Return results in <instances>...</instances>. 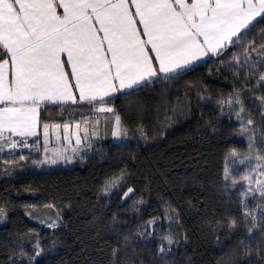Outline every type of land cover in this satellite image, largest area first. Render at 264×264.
<instances>
[{
    "label": "snow or ice",
    "instance_id": "6c2138e0",
    "mask_svg": "<svg viewBox=\"0 0 264 264\" xmlns=\"http://www.w3.org/2000/svg\"><path fill=\"white\" fill-rule=\"evenodd\" d=\"M209 63L218 65L216 72H230L234 83L243 79L250 85L254 79L257 88L264 90V0H0V152L8 149L9 155H15V149L41 146L42 140L44 159L33 160L35 164L70 163L81 153L83 159L93 147V138L99 136L98 124L83 117V125L54 123L51 113L73 106L113 113L107 105L115 97L123 98L130 112L142 115L141 93H150L157 84L166 89L168 82ZM233 93L218 99L221 114L234 113L241 133L256 131L249 129L255 115L264 128V91L257 97L258 104L253 101L255 108L248 115H244L240 91L234 87ZM160 95H164L163 89ZM197 96L203 99L207 92L198 89ZM114 119L112 136L126 138L128 130L122 127L121 116L114 113ZM137 130L140 139H147L142 126ZM53 136L62 143L49 155ZM248 141L245 155L235 149L229 154L231 163L246 165L245 173L225 168L224 181L226 187L229 182H247V190L241 193V223L248 234L258 221L246 201L249 194L254 200L258 196L260 238L255 251L260 254L264 252V140L257 144L249 135ZM19 158L26 157L21 154ZM128 175L121 169L118 175L107 177L102 192L109 199L116 195L125 203L133 200V210L142 211L144 193L136 200V189L124 188ZM161 209L159 222L152 217L143 228L152 225L163 230V221L169 226L179 222V212L170 203L161 201ZM27 214L54 230L52 235L61 227L58 211L45 213L47 219L34 211ZM6 219V209L0 208V222ZM228 226L235 230V218L228 219ZM137 232L142 234L140 229ZM113 235L117 239L109 259L111 264H121V250L129 236L123 235L122 243L121 233L113 229ZM41 239L39 232L29 229L9 241L8 264H37L44 252ZM161 240L159 264H165L172 246L181 243L180 232L169 231ZM50 244L55 248L56 240ZM238 244L240 251L251 254L250 244L243 240ZM236 252L230 247L217 264H239Z\"/></svg>",
    "mask_w": 264,
    "mask_h": 264
},
{
    "label": "trees",
    "instance_id": "16d2710c",
    "mask_svg": "<svg viewBox=\"0 0 264 264\" xmlns=\"http://www.w3.org/2000/svg\"><path fill=\"white\" fill-rule=\"evenodd\" d=\"M217 67L209 63L176 82H168L166 89L164 84H157L150 93H141L142 116L130 112L123 98L113 97L108 105L121 116L132 137L125 142H101L73 167L36 168L27 153L0 156V208L7 211V219L0 226V264H8L9 241L24 236L29 229L41 234L44 245L37 264H111L110 252L117 239L113 229L122 231L123 237L152 217L159 222L161 201L179 212V222L169 226L168 221H163V230L153 226L154 232L132 239L122 247L121 264H159L162 240L157 234H175L178 230L181 243L172 246V255L165 264H217L230 247L237 249L235 259L239 264H264V252L255 251L260 238L258 196L254 200L249 194L246 201L258 221L248 234L247 226L241 223V193L248 186L241 182L226 187L224 181L225 168L230 172L238 170L239 174L246 171L228 164L231 150L245 155L249 141L244 134L253 135L259 144L264 140V128L259 115H255L249 129L256 131L241 133L235 114H221L218 103L219 98L233 95L235 87L244 98V115H248L255 108L253 101L258 104L257 97L264 90L257 88L254 79L250 85L243 79L234 83L230 72H216ZM198 89L207 96L200 99ZM181 112L188 114L181 117ZM86 115L89 114L78 110L66 115L51 113L54 123L67 118L70 122L80 121ZM139 126L147 132V139L139 138ZM158 131L163 135H157ZM21 154L26 158L21 160ZM121 169L129 173L124 188L132 186L137 191L134 199L144 193L142 211L133 210V200L125 203L116 195L102 199L105 179L118 175ZM47 204L61 215L56 235L35 226L25 214V209L47 208ZM229 218L237 221L234 231L228 226ZM185 235L187 240L183 239ZM53 239L55 248L50 244ZM239 240L251 245L250 255L240 251ZM163 244L167 247L166 241Z\"/></svg>",
    "mask_w": 264,
    "mask_h": 264
},
{
    "label": "rangeland",
    "instance_id": "374dc122",
    "mask_svg": "<svg viewBox=\"0 0 264 264\" xmlns=\"http://www.w3.org/2000/svg\"><path fill=\"white\" fill-rule=\"evenodd\" d=\"M107 106L113 108L110 105H107ZM113 110H114V108H113ZM114 113L116 115H118L115 110H114L113 113H106V112H98V111H96L94 109V110H90V114L88 113L89 115L88 116L86 115V117H84L90 124H98L99 136L93 138V147H95L96 145L100 144L103 141H106L107 139L108 140H111L113 142H125V141L128 140V138L132 137V135H131L130 132H128V136L126 138L125 137H113L112 136V130H113L114 126H115ZM56 114L58 115V113H56ZM60 114L66 115V114H68V111L60 112ZM180 115H181V117L184 116L182 112L180 113ZM140 116H142V115H140ZM64 121H69L70 122L69 118L65 119ZM76 122H80L83 125L84 120L71 121L70 123L74 125ZM55 123H61L62 124L63 122L57 121ZM122 127H124L123 124H122ZM244 135H245V137L248 138V134L247 133H245ZM61 143L62 142L57 141L54 136L51 137L50 144H49V155H51V152H52L53 149L59 148L61 146ZM92 148L87 150V154L91 152ZM14 152L15 153H27V154H30L32 160L33 159L34 160H43L44 159V151H43V147H42V140H41V146H33L31 148H18V149H15ZM8 154H9V152H7V155ZM2 155H6V154L5 153L4 154H0V156H2ZM81 155H82V153L75 155L72 158V160H71L70 163H66L63 160H60L55 165H50V164H36L35 167L36 168H42V167H44V168H48V169L59 168V167H73V166H75L76 164H78L80 162ZM231 159H229L227 161L228 164H233V163H231ZM234 165H237L239 168L246 169V165L238 164V163L237 164H234ZM243 173H245V171H243ZM243 173H240L239 175H242ZM241 182L243 184L245 183L246 186H248L247 185V182L246 181H243V180H239L236 183V185H238ZM229 184H231V183L229 182ZM253 187H255L254 184H253ZM113 196L114 195H112L111 197H113ZM100 198H102V197H100ZM102 199H105V201H106V199H108V197H106L103 194V198ZM240 199H241V197H240ZM131 206H132V204H131ZM33 211L36 212V213H38V214H40L41 215V218H43V219H47V216L44 215L45 213L52 212L53 214H55L56 213L55 211H53V210H51L49 208H41V209L29 208V209H25L26 216L29 218L30 221H32L35 224V226L39 227L43 231H54L52 229H48L45 225L40 224L37 220L33 219L30 215L27 214V213L33 212ZM4 222H5V220L3 222H0V226L2 224H4ZM152 227H153L152 225H149V227L146 228L148 230V232H149L148 233V232H146V229L143 228V225L138 226L137 229H140V232L142 234H138L137 230H135L133 232H129L130 234H128L129 235V241H128V243H131L132 239H136V237L139 239L140 236H144L145 233H146V235H149L150 233L154 232V230H153ZM118 232L121 233V237L120 238H121V242L123 243L122 231H118ZM112 233H113V231H112ZM157 235H159L160 237H162L164 234L163 235L157 234ZM115 238H116V236H115Z\"/></svg>",
    "mask_w": 264,
    "mask_h": 264
},
{
    "label": "crops",
    "instance_id": "0c3cea01",
    "mask_svg": "<svg viewBox=\"0 0 264 264\" xmlns=\"http://www.w3.org/2000/svg\"><path fill=\"white\" fill-rule=\"evenodd\" d=\"M117 96H118V94H116ZM73 107H75V106H73ZM75 110H78V112H84L85 114H90V110H89V108L88 107H83V108H71V107H69V108H65V109H63V110H57L56 112H54V113H60V112H64V111H68V112H73V111H75ZM92 110H94V109H92ZM54 113H52V114H54ZM15 151V150H14ZM7 152H8V149H5L3 152H0V154H7Z\"/></svg>",
    "mask_w": 264,
    "mask_h": 264
}]
</instances>
